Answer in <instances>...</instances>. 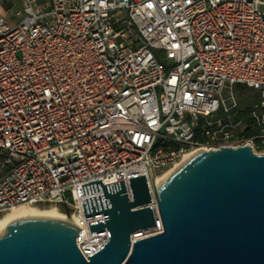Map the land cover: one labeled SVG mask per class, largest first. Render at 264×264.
Here are the masks:
<instances>
[{"label": "built area", "instance_id": "1", "mask_svg": "<svg viewBox=\"0 0 264 264\" xmlns=\"http://www.w3.org/2000/svg\"><path fill=\"white\" fill-rule=\"evenodd\" d=\"M237 85L260 95L264 148V0H0V215L56 208L88 260L108 232L91 235L104 216L81 203L103 190L81 184L123 180L131 200L128 178L144 174L155 224L130 241L159 233L156 173L201 149H253L228 122Z\"/></svg>", "mask_w": 264, "mask_h": 264}, {"label": "water", "instance_id": "2", "mask_svg": "<svg viewBox=\"0 0 264 264\" xmlns=\"http://www.w3.org/2000/svg\"><path fill=\"white\" fill-rule=\"evenodd\" d=\"M82 183L83 193L103 190L81 203L91 235L108 239L86 260L75 243L77 226L54 217H26L0 234V264H264V153L249 144L201 149L177 167L154 197L162 231L130 234L155 224L144 174Z\"/></svg>", "mask_w": 264, "mask_h": 264}, {"label": "bare ground", "instance_id": "3", "mask_svg": "<svg viewBox=\"0 0 264 264\" xmlns=\"http://www.w3.org/2000/svg\"><path fill=\"white\" fill-rule=\"evenodd\" d=\"M198 151L185 154L180 160H178L173 166L167 169L163 174L157 175L156 173L153 177V184L155 186H159L177 167H179L184 161H186ZM26 217H54L59 219H66L60 211H58L52 206L40 208L37 206L20 205L18 207L13 208L11 211L5 213L4 215L0 216V234L3 233L6 225L11 221Z\"/></svg>", "mask_w": 264, "mask_h": 264}, {"label": "rangeland", "instance_id": "4", "mask_svg": "<svg viewBox=\"0 0 264 264\" xmlns=\"http://www.w3.org/2000/svg\"><path fill=\"white\" fill-rule=\"evenodd\" d=\"M18 6H19V4L17 3L11 7V13H10V15L7 16V19H6L7 23L9 25H13L15 23V21H17L19 18V17H12L13 13L17 10ZM153 52L159 58L165 59L163 52H161L159 50H153ZM235 90H236L235 91L236 92L235 93L236 98L238 100V108H237V111L229 117L228 122L233 125V127L231 129L234 133H241L245 127V123H244V116H242V117L239 116V112L244 111V112H246V114H248V113H247V109L240 103V99H251L253 95H255V94L258 95L259 93L256 90L246 88V87L235 88ZM259 97H260V95H259ZM215 116H222V112L219 111V112L215 113ZM253 150L256 153H264V148L257 149L255 147L254 142H253ZM1 160H2V155H0V174L4 171V169L1 165ZM167 169H169V168H166V169L158 172L157 175L163 174ZM37 207L46 208L48 206L38 205ZM2 215H4V214H1L0 216H2Z\"/></svg>", "mask_w": 264, "mask_h": 264}, {"label": "trees", "instance_id": "5", "mask_svg": "<svg viewBox=\"0 0 264 264\" xmlns=\"http://www.w3.org/2000/svg\"><path fill=\"white\" fill-rule=\"evenodd\" d=\"M245 87L244 85H237L236 88H243ZM248 88V87H246ZM259 100V94H255L252 96L251 99H240V103L247 109V113L244 111L239 112V116H244V123H245V127L243 129V131L241 132V134L246 137V138H253V142L255 143V147L257 149H261L262 145L260 142V139L258 138L259 135V129L258 127L255 125L253 118L251 117V115L249 114V110L252 106L253 103L257 102ZM247 115V116H246Z\"/></svg>", "mask_w": 264, "mask_h": 264}]
</instances>
